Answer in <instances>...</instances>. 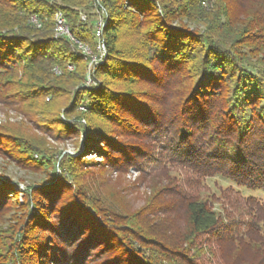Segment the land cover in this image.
<instances>
[{"label": "trees", "instance_id": "1", "mask_svg": "<svg viewBox=\"0 0 264 264\" xmlns=\"http://www.w3.org/2000/svg\"><path fill=\"white\" fill-rule=\"evenodd\" d=\"M200 1L0 0L1 103L41 121L48 131L56 122L68 135L98 132L104 143L121 151L140 173L180 167L187 176L182 177V184L181 176H174L177 186L168 198L179 206L160 203L162 218L159 209L153 208L161 200L157 197L129 214L81 181L77 175L80 155L41 146L5 129L7 135L0 133V140L11 141V150L28 156L27 164L41 178L25 189L10 178L0 180V215L13 204L25 211L18 234L0 252L2 264H23L25 258L41 252L38 246L45 245L44 236L32 234L43 229L49 211L61 219L52 228L58 248L53 258L58 262L70 261L77 249L83 257L75 264H201L205 249L199 242L201 236L207 235L209 243L215 239V243L240 245L251 234L264 238V202L244 194V190H264V65L236 49L243 42L240 35L248 36L250 42L258 40L264 49V0L237 4L235 0H207L208 9ZM101 6L108 22L98 36ZM57 9L64 12L70 32L98 52V57V44H105L107 54L91 68V56L84 57L70 39L54 36ZM30 15L42 21L40 30L25 25ZM242 15L250 17L249 23L236 26L229 35ZM184 18L205 19L211 26L205 32L182 29L176 20ZM55 67L62 73L55 74ZM88 73L94 84H84ZM104 77L124 82L112 90ZM144 86L156 94L141 89ZM67 94L73 103H68L66 117L44 106L45 99L65 100ZM102 117L130 128L136 145L125 146L114 139L113 135L125 131L106 128ZM109 151L105 150L107 155ZM216 177L229 181L224 192L249 205L250 219L226 224L198 198L193 185ZM176 216L182 218L184 232L180 230L173 240L168 229H155L157 220L168 223ZM260 251H255L253 264L259 254L264 262V249Z\"/></svg>", "mask_w": 264, "mask_h": 264}, {"label": "rangeland", "instance_id": "2", "mask_svg": "<svg viewBox=\"0 0 264 264\" xmlns=\"http://www.w3.org/2000/svg\"><path fill=\"white\" fill-rule=\"evenodd\" d=\"M240 0H235L237 4ZM207 9L210 7L209 2L207 0L200 1ZM234 3V5H235ZM235 7V6H234ZM237 12L241 9L240 6L236 5ZM132 9V8H131ZM133 12H136V9H132ZM236 12V14H237ZM64 12L60 9L56 10L55 13V22H57L58 15ZM235 13V12H234ZM35 15H30L27 20H25V25L32 28L34 31H38L43 27V23L40 20L41 24L38 25L32 21V17ZM223 20V18H221ZM250 17H240V23H237L233 30H229L228 34L230 35L236 28V26L242 27V24L249 23ZM181 25L182 29L189 30H197L199 32H205L209 29L211 24L207 22L205 19H197V21L189 20L184 18L183 20H176ZM242 25V26H241ZM251 29V26H249ZM248 27V28H249ZM20 27L17 26L15 31L19 32ZM8 33V31H3ZM55 37H66L70 39L81 51L84 57L86 55L91 56L92 58L96 57L98 52L92 51L91 47L78 40L72 32L65 35H58L56 31H54ZM243 35H240L239 41H243L241 44L236 46V49L241 53L242 56H246L251 58L253 61L261 62L264 65V49L260 48L257 44L258 40L254 42H250L247 37L243 38ZM260 37V35H259ZM245 39V40H244ZM247 39V40H246ZM85 49H89L87 51ZM250 53V54H249ZM103 56V55H101ZM98 57V61L102 58ZM140 58H138V61ZM141 59L140 61H142ZM144 63L149 64L146 60ZM95 61L90 62V68L93 66ZM57 68V70H56ZM73 69V67H70ZM55 74L59 75L62 71L58 68H54ZM92 77V75H87V80L84 84L88 85V78ZM185 75H182V80L185 79ZM167 79V77H165ZM180 79V81H181ZM105 81L110 82L109 88L112 90H118L120 83H123V79H112L105 78ZM111 80V81H110ZM68 81V80H67ZM76 81V80H75ZM74 81L72 85L68 88L74 87ZM68 84V83H67ZM151 93L156 94L150 87L144 86ZM178 89L174 92V97L178 94ZM66 99H56L51 98L50 101L44 100V106L48 108H54L58 112H61L66 117V111L73 102L70 101V94L65 96ZM48 99V98H47ZM63 100V102H61ZM68 103H70L68 105ZM84 111L83 108H81ZM62 115V116H63ZM76 115V114H74ZM64 119V118H63ZM132 119V118H131ZM104 125L106 128L121 129V134H115L114 139L118 141H123L125 146L136 145L135 142L132 141L134 139L133 136L135 134L130 133V128H120L116 126L115 121L107 120L102 117ZM41 121L30 120L25 117L23 114L19 113L13 106L4 105L0 102V133L6 134L5 129L7 131H11L16 136L22 135L23 137L28 138L32 142H39V145H43L44 147H49L52 149H62L63 152L69 153L73 156H79L81 159V164L78 166V177L81 181L87 186V188L95 193L97 196L102 199L107 200L116 208L122 210L123 212L132 214L139 211L142 207L151 201L156 199L160 200L159 204L153 203V208H158L160 203L168 204L169 206H179L175 202V200L171 197L168 198V192L173 188V186H177V182L174 179V176H181L180 184L183 183L182 177L184 179L187 176L184 174V171L180 167L171 168L169 171L164 172H152L151 174H143L140 173L135 167L130 165V161H128V157H125L121 151L118 149L115 150L112 146L109 147L107 143H104L101 139V136L98 132L95 133L94 136L91 133L79 134V135H68L63 131L61 124L53 123L50 131L46 130L45 126L41 125ZM50 126V125H49ZM104 126V127H105ZM18 132V133H16ZM126 133V134H125ZM93 137V138H91ZM91 138V139H90ZM11 139V138H10ZM135 140V139H134ZM13 142H21L18 139L13 140ZM12 142L6 143L0 140V180H4L5 178H10L13 182L18 183L21 189H25V185L29 182L39 181L41 176H38L35 168L27 164V158L24 156L17 154L19 152H15L14 149H10ZM125 147V149L129 150V147ZM110 149V155H107L105 150ZM100 149H103L101 151ZM19 150V149H18ZM17 150V151H18ZM108 153V152H107ZM132 155V154H131ZM111 158H114L111 160ZM85 170L86 173L83 172ZM0 181V182H1ZM229 181H226L223 178H208L200 182L198 185H193V191L197 194L198 198L202 201H205L209 204L210 209L215 211L223 220H225L226 224L232 221L238 220H248L251 218L249 205L241 203L239 197L229 192H224V189L229 186ZM244 194H253L260 198L262 202H264V190H244ZM14 199V198H13ZM15 201V200H13ZM152 205V204H151ZM159 209V208H158ZM164 209H159V217H163ZM25 211H22L21 208H17L16 205H12L8 208L7 212H4L0 215V252L4 253L6 246L8 244L9 239H11L12 235L18 234V230L22 225V221L20 217L24 214ZM22 218V217H21ZM60 217L53 214V212L49 211L45 215V223L43 224V229H40V232H33L32 236L36 237L40 235L43 238V243L45 245H41L40 253L36 255H30L25 258L23 264H75L79 258L83 257V254L79 252V250H74V258H70V261H60L58 262L53 258L55 256V252L57 251L56 239H55V229L53 226L57 224V221L60 222ZM162 220V219H161ZM161 220H155V229L159 232H162L164 229H168L172 233V240L176 237V234H179V231L184 232V223L182 218L176 216L168 223H164ZM61 223V222H60ZM179 228V229H178ZM245 230V226L242 228ZM42 233V234H40ZM48 233V236H46ZM46 234V235H45ZM251 234L248 236L243 245L231 244V243H215L211 240L212 243L206 242L208 240V236H201L199 242L204 245L203 255L200 257L199 261L201 264H253L252 257H255V251H260L262 248L264 249V238L258 235ZM46 240L49 241L46 243ZM42 243V244H43ZM64 249V246L61 247ZM193 251V248L191 250ZM49 254V257L47 256ZM71 252V255H73ZM1 257V256H0ZM71 257V256H70ZM259 257V258H258ZM256 259L257 264L262 263L263 259L261 254ZM54 259V260H53ZM46 260V261H45ZM4 260L0 258V264ZM246 261V262H244Z\"/></svg>", "mask_w": 264, "mask_h": 264}, {"label": "built area", "instance_id": "3", "mask_svg": "<svg viewBox=\"0 0 264 264\" xmlns=\"http://www.w3.org/2000/svg\"><path fill=\"white\" fill-rule=\"evenodd\" d=\"M101 14H102V18L99 20L98 22V29H97V35L100 36L101 35V30L107 25V19L104 17L105 15H107L106 10L104 7L101 6ZM104 15V16H103ZM82 19L85 20L86 16H82ZM32 21L35 22L36 24L38 23V25L41 24L39 18L35 15L32 17ZM56 31L58 35H65L70 33V29L68 26V21L66 19V17L60 13L57 17V22H56ZM98 50L100 51L101 54H103L104 56L107 54V50H106V46L104 43L100 42L98 44ZM88 52L87 49H85ZM90 51V50H89ZM101 56V55H100ZM97 59H98V55L94 58H92V61L94 60L97 63ZM57 70V68H56ZM95 81L93 80L92 77L88 78V85L90 84H94Z\"/></svg>", "mask_w": 264, "mask_h": 264}, {"label": "bare ground", "instance_id": "4", "mask_svg": "<svg viewBox=\"0 0 264 264\" xmlns=\"http://www.w3.org/2000/svg\"><path fill=\"white\" fill-rule=\"evenodd\" d=\"M101 55H103V54H101ZM101 57H102V58H101L100 60H102V59H103L104 55H103V56H101ZM100 60H99V61H100ZM99 61H98V59H97V62H99Z\"/></svg>", "mask_w": 264, "mask_h": 264}]
</instances>
